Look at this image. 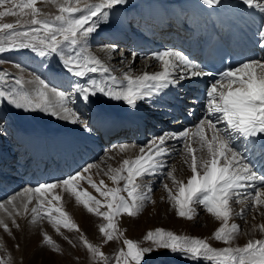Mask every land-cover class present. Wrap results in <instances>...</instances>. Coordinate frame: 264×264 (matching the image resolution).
<instances>
[{"label": "bare ground", "instance_id": "bare-ground-1", "mask_svg": "<svg viewBox=\"0 0 264 264\" xmlns=\"http://www.w3.org/2000/svg\"><path fill=\"white\" fill-rule=\"evenodd\" d=\"M85 1L88 4H85L86 6L98 4L99 2L103 3V0ZM261 2H264V0H261ZM207 5L203 0H127L126 4L116 7L115 11L105 8L108 15L100 17L99 27L87 39H82L79 47L83 49L84 56H95L103 65L109 68L110 75L116 77L115 85L110 81L109 74L102 71L89 72L83 77L69 73L62 63L66 58V53H64L65 57L63 58L56 53L50 54L44 60L37 58V62L33 67L40 75L39 80H44L46 84L48 82L46 92L52 104L59 108L60 100L56 93L63 92V90L55 88L56 86L68 89V91L63 92L67 97L64 103L79 119L78 122L73 123L72 120L76 116L69 114L61 113L56 116L52 115L51 111H25L5 103L0 105V107L3 106L0 108V116L6 120L3 135L0 136V141L3 143L2 148H0V157L6 158L5 160L8 163L5 164V162L0 161V174L3 172L2 169L9 172L4 177H0V204L4 206L0 210V220L1 217L7 215L9 217L25 205L29 206L28 210L31 206L36 207L41 199L40 194L25 191V189L36 188L38 183L45 181V178H48L47 181L52 180L54 182L69 172L71 175L81 172L84 177H90L102 190L117 187L124 189L125 182L123 180L117 183L112 179L117 174V170L124 167V160L131 163L141 155L147 156L151 142L165 133L175 131V126L177 130L173 133H179L184 129H188L190 133L195 132V125L198 119L201 118V108L205 104L204 85L211 82L203 76L186 79L178 85L170 86L163 92L156 93L152 97L137 101L135 108H132L126 102L123 103L122 100L117 101L103 94L94 97L95 104L91 106L88 102L82 100L80 94L75 90V85L86 86L90 81L95 80L100 87L118 88L120 81L126 83L125 73L135 77L142 75L144 72L152 74L162 71V62L154 59L153 54L166 51V49L161 47V41H155L156 39L151 38L152 34L140 33L145 28L138 25L137 19L140 20L141 17L148 16V21H161L167 16H169L168 18H178L179 15L184 13L185 20L190 21L187 22L186 26H192L191 22H195L196 17L202 22L203 14L205 17L209 16L201 10V7L207 8ZM208 6L212 15L211 23H215V18H227L229 13L238 15L241 22L245 24L243 26L246 28L244 42L247 47L254 53L262 50L264 39L261 38L259 33L264 29V12L258 8L247 6L243 0H220L218 4ZM194 13L197 15L194 16ZM175 20L179 21V19ZM131 24L136 25L134 31L131 29ZM189 29L194 30L193 28ZM236 36L239 37L240 34ZM112 41H115L113 45L110 44ZM121 45L128 46L121 47ZM171 50L177 51V49ZM133 54H136L135 59ZM183 55L189 58V52ZM189 59L196 63L195 59ZM256 59L264 63V57H256ZM111 60L114 63L118 60L122 63L123 69L113 68ZM176 63H179V61H176ZM178 73L179 69H177ZM227 84L228 81H221L220 90L227 91ZM33 86L34 88L29 89L21 84L19 90L28 91L31 95H35L37 90H43V86L41 85V88L39 83L33 82ZM237 86L233 85V87ZM52 89H56V93H53ZM183 101L187 104H183ZM73 105H75V108ZM142 105H145V107L141 108ZM167 106L171 109L169 110ZM181 107H184V109ZM188 110L189 112H187ZM211 118L216 123L215 117ZM169 120H174L175 125L169 128L172 132L167 131L168 124L171 125ZM154 122L158 123L157 126L153 124ZM137 126L140 127L141 132L137 131ZM217 127L225 128L226 122H218ZM134 128H136V131H134ZM125 129L129 134L128 137L123 135ZM44 130H47L52 136L50 143L46 140V144L50 146L53 158L58 156V159L56 162L51 160L42 169L35 171L34 162L28 158L27 148H21L15 139L27 135L34 142L36 137ZM206 131L210 138L211 130L206 129ZM116 135H123L118 139L117 145H114L117 147L114 149L109 148L110 150L105 158L97 161V156L102 147ZM147 136H151L152 139L150 141L144 139ZM189 142L190 146L196 149L198 170L202 173L201 157H207V149H201L198 138L192 135L189 137ZM262 144H264V139L259 136L244 138L235 134L231 144L233 150L238 152L245 159V162L250 164L257 175H264V149L261 148ZM121 145L126 147L121 150ZM165 148L169 154L160 158V161L166 162L163 167L172 172L177 182L187 183L193 173L191 172V156L184 148V142L177 139H166ZM141 149H144L143 153ZM7 151H9L10 157L3 156L4 152ZM57 152H59V155H55ZM15 161L16 163H13ZM88 165L92 167L88 171H84ZM79 166L83 168L78 170ZM161 170L156 173L158 175L162 172L165 173ZM121 174L127 175V172L123 171ZM170 179L171 181H167L165 184L172 189L173 194H176L178 185L173 182L171 177ZM157 180V177L153 175H142L136 177L135 183L140 186L138 191L147 192L149 184L153 185ZM101 181H103V184L100 183ZM255 184L258 188L264 189V184H261L260 181H255ZM20 185L23 186L21 190L17 189ZM61 185L62 190H64L62 183ZM77 187L78 191L83 192L86 190L97 200H100L102 202L100 210H107L104 206L106 204L105 197L101 196L88 183L87 179L78 180ZM54 189L46 191L43 199L48 201ZM8 190L18 191L13 194ZM8 194L13 196L9 200H3L2 197ZM61 195L67 199L76 197L71 190L66 188ZM120 195L127 198V191H121ZM253 195L254 190L248 187L240 196L239 202L235 197L230 200V217L227 224H225L222 219H218L207 212L205 207L199 203L192 206L194 209L192 219L181 217L178 215V209L174 201L169 198L168 191L165 188L156 193L151 191L150 200L139 201L140 210L137 215L130 216L127 213H121L119 216L114 217L113 223L116 227L114 231L110 230L114 237L112 241H108L104 233L100 231L101 226L108 222L104 217L89 212L83 203L77 208L70 207L71 210L68 209L66 213L68 218L78 226L76 233L81 235L80 244L82 248L75 252L79 257V263L77 264H93L97 260V254L89 250L84 240H87L100 252L104 253L103 257L99 256L104 259L110 251L113 252L122 248L126 251L125 239L133 238L143 247L154 246L151 241L145 240L144 237L149 231L154 232L156 229H164L180 237L204 239L216 249L239 248L246 246L249 241L264 240V229L260 228V225L264 224V206H253L251 200ZM4 201L8 202L9 206L4 205ZM241 209H244L242 215ZM33 216L34 214L30 212L25 217L29 221V224L24 222L27 226L18 220L12 221L11 224H14L12 229L18 231L19 229H16L17 225H20L21 229L29 228L31 225L29 219ZM233 223L239 227L237 231L232 233L230 241L224 242L215 239L214 233L216 230L223 226L226 231H229ZM55 226H57L56 223L50 222L45 228L51 229ZM115 243H118L119 246L116 247ZM144 264H215V261L160 249L149 254Z\"/></svg>", "mask_w": 264, "mask_h": 264}, {"label": "snow or ice", "instance_id": "snow-or-ice-1", "mask_svg": "<svg viewBox=\"0 0 264 264\" xmlns=\"http://www.w3.org/2000/svg\"><path fill=\"white\" fill-rule=\"evenodd\" d=\"M205 4H218L220 0H203ZM249 6L260 9L264 12V2L261 0H243ZM5 0H0V5H3ZM37 0H22L19 6L21 11L28 8L32 10L33 15L39 13V9L35 7ZM127 0H103L101 4L90 5L87 8V14L81 15L77 19L69 18L72 13L81 11L80 8L68 7L61 11L68 16L58 15L56 21H61L59 27L54 21H41L33 19V25L41 27H31L27 31L18 32L13 29L10 23L0 24V29L13 30L12 35L23 37L29 40V43H20L19 48H31L37 51L39 56L45 57L51 53L63 52V47H67L69 51L66 53V58L63 60V66L69 73L83 77L89 72L102 71L109 74L110 81L116 84V77L110 75L108 67L95 56H84L83 49L80 46L82 39L94 33L99 27L100 16H107L108 13L103 9H112L124 5ZM7 14L15 15L12 9H6L0 12V17ZM96 17V20H93ZM91 21V23H89ZM87 25V27H85ZM41 32L44 33L40 38ZM63 36L62 42L57 40V36ZM264 39V29L259 33ZM38 41V42H37ZM12 47H17L13 44ZM0 51H4L0 47ZM135 55L133 57L135 59ZM153 58L162 62L163 70L155 73L144 72L140 76L133 77L129 73H125V81L119 82V87H100L95 80L90 81L86 86L77 84L75 90L80 94L83 101L88 102L91 98L98 94H103L106 97L117 101H125L132 108L137 106V101L152 97L156 93L163 92L170 86L178 85L180 82L194 77L212 75L206 72L199 64L194 63L186 55L180 52L166 50L153 54ZM179 61V63H176ZM177 69L179 73L177 74ZM228 81L227 91L220 90L221 81ZM43 89H47V84L44 80L39 81ZM16 85H21L19 79L15 80ZM233 85H238L233 87ZM56 93V89H52ZM59 97V108L55 107L49 99L45 90H37L35 95H31L28 91H17L15 88L11 90H0V102H6L17 109L25 111H51L52 115L59 116L61 113L76 116L64 103L67 97L63 92L56 93ZM204 112L205 115L198 119L195 125V132L190 133L188 129H184L179 133H165L164 135L153 140L149 146V154L141 155L131 163L128 160L123 161L124 167L117 170V174L112 177L117 183L123 180L124 189L110 188L102 190L90 177H84L81 172H76L67 178L60 181L66 189L76 196V199L83 203L87 210L97 216L104 217L108 222L101 226L100 231L104 233L108 241L113 240V234L110 230H115L113 223L114 217L121 213H127L130 216H135L140 210L141 200H150L151 188L148 187L147 192L138 191L139 185L135 183L136 177L142 175H154L166 164L160 161V158L168 155V150L165 148L166 139H177L184 142V148L191 156V172L193 173L187 183L177 182L172 172H167V176L173 179V182L178 185L177 193L173 194L172 189L164 185L168 191L169 198L174 201L178 209V215L188 219L193 218V204L199 203L203 205L207 212L213 214L216 218L222 219L227 224L230 217L229 202L234 197L237 202L240 196L251 187L254 190V195L251 197L253 206H264V189L258 188L255 181H260L264 184V175H257V172L245 162V159L240 154L233 150L231 146L233 135L244 138H255L257 136L264 139V63L260 60L249 59L247 62H241L237 67H229L226 71H221L218 77L211 82L204 90ZM211 117H215L216 123ZM79 117L76 116L72 120L73 123L78 122ZM226 122L225 128L217 127V123ZM6 126V121L0 116V136L3 135V129ZM86 127V126H85ZM206 129L211 130L209 138ZM190 135L197 137L200 148L207 149V157H201L202 173L198 170L196 149L190 146ZM126 146L121 145V150ZM264 149V144L261 145ZM144 152V149H141ZM157 161V162H154ZM92 166L88 165L84 171H88ZM126 171L127 175H122L121 172ZM87 179L101 196L105 197L107 210L101 211L102 202L86 190L78 191L77 181ZM103 184V181L100 182ZM57 187V182L43 183L34 189H25V191H33L39 193L41 199L36 207L31 209L34 214L33 221L40 218L43 214L52 220L57 225H63L68 229H78L69 218L68 214L61 208H48L44 212L45 201L43 199L46 191H51ZM127 191V198L120 195L121 191ZM59 200V196H55ZM91 202V203H90ZM0 207H4L0 204ZM25 212L28 211L25 205ZM244 209H241V215ZM53 212L58 213L54 216ZM0 223H3L0 221ZM5 231L9 230L6 223L3 224ZM19 227V225H17ZM238 225L233 223L230 230L226 231L225 227H220L215 231L214 237L216 240L228 242L232 237V233L238 230ZM264 229V224L260 225ZM59 231V229H57ZM45 242L52 244L54 241L51 236L45 234ZM83 239V237H82ZM145 240L151 241L152 245L143 247L138 242L125 239L124 244L127 246L126 251L120 249L119 255L116 258V264H144L146 257L160 249H167L172 252H180L192 257H204L208 260L215 261V264H264V240L249 241L246 246L239 248H213L204 239L180 237L170 231L164 229H156L154 232L149 231L144 237ZM85 245L94 254L100 257L104 253L100 252L87 240H84Z\"/></svg>", "mask_w": 264, "mask_h": 264}, {"label": "rangeland", "instance_id": "rangeland-1", "mask_svg": "<svg viewBox=\"0 0 264 264\" xmlns=\"http://www.w3.org/2000/svg\"><path fill=\"white\" fill-rule=\"evenodd\" d=\"M21 4H22V0H5V3L3 5H0V12L5 11L6 9H12V11L15 12V15L7 14L5 16L0 17V24L10 23L13 25V29L18 32L27 31L31 27H41L40 25H33L32 24L33 19H39L41 21H54L56 23V26L59 27L62 22L56 21L55 19L56 16L58 15L68 16L67 13L61 11L63 8L76 7L81 9V11L79 12L72 13L71 16L69 17L71 19H77L81 15H86L88 8V6H86L88 4H86L85 0H37L35 7L39 9V13L34 16L31 9L25 8L23 9V11H21V8L19 7ZM98 4L101 3L99 2ZM102 11L105 12V9H103ZM94 19L96 20V17H93V20ZM89 23H91V21ZM85 27H87V25H85ZM12 31L13 30H9V29H0V47L4 48V51H0V90H11L15 88L17 91H20L19 90L20 85L15 84L16 79H19L23 86H27L29 89H32L34 88L33 82L39 83L40 81L39 80L40 75L38 74L37 70L34 69L33 66H35L37 62V58H42L44 60L47 59L49 55L45 57H41L39 56L37 51H33L31 48H19L18 45L20 43H29V40L23 37L13 36L11 34ZM43 35L44 33L41 32L40 38H42ZM57 40L62 42L61 46L63 47L64 44L63 36L58 35ZM114 42L115 41H112L110 42V44L113 45ZM13 44L17 45V47H12ZM68 51L69 49L67 47H63V52H56V54H58L59 57L63 58L65 57L64 53H67ZM110 62L113 63V65H111L113 68L123 69L122 63H120L118 60L115 63L112 62V60ZM7 80L9 81L6 82ZM55 88H58L59 90H63V92L68 91V89H64L58 86H56ZM43 90L47 91L46 89ZM3 103L9 105L6 102H0V105H2ZM88 103L91 106L94 105L95 98L94 99L91 98L90 101H88ZM123 103H125V101H123ZM74 104L76 105V103ZM75 105H73V107ZM143 107H145V105L141 106V108ZM181 108L184 109V107ZM187 112H189V110ZM204 115L205 112L203 106V108H201V118ZM173 121L174 120H170L171 124L174 125ZM173 125L168 124L167 131H171V129L169 128H171V126ZM176 130L177 129L175 126V131ZM117 139H120V137L114 136L112 140L109 142V144L104 146L103 150L101 149V153L99 154L97 161L102 158L104 159L110 149H114L117 147L114 146L118 142ZM147 139L148 141H150L152 137H148ZM161 169L165 171V173L162 172L163 176L162 174L160 175H158L157 173L154 174L153 176L157 177L158 180L153 185L149 184L151 191L153 193L159 192V190L164 189L165 183L167 181H171L170 177L167 176V172H169V170H167V168L166 167L164 168L163 166L159 170ZM67 174H70V172ZM70 175L64 177L67 178ZM64 177L63 179H65ZM63 179L61 178L57 181H54L57 182V188H55L54 191L50 194V198L48 201L44 199L45 213L47 212L48 208L59 207L64 212H66L68 211V209H70V207L77 208L79 207V205H81V202L78 201L76 197L69 199L62 197L61 193L65 191V187L63 186L64 190H62V185L60 181H62ZM43 183H48V182L42 181L38 183L37 187ZM19 187L17 189L19 190L23 189V186L20 185ZM17 191L18 190L9 191V192L14 194ZM12 196H13L12 194H10V196L8 194L2 197V199L9 200ZM55 196H59L60 199L59 200L55 199L54 198ZM8 204H9L8 202L4 201V205L9 206ZM28 208L29 206H27V209ZM32 208L33 206H31V208L27 212H25L24 210L25 207H21L19 210H17L14 214L10 215L9 217H7L8 215L6 217H1L2 219L0 221H2L3 223H0V264H68V263L77 264L79 263L78 262L79 257L75 252L78 251L79 248H82V245L80 244L81 235H78L76 233L77 229H68L63 227V225H57V224H56L57 226L51 229H46L45 226L48 225V223L53 222L47 217L46 214H43L40 218L36 219L35 221H32L33 218H30L29 220L31 222V225L29 228L32 227L31 229H29L28 227H26L27 229L26 228L21 229L20 225H19L20 228L19 227L16 228L17 230L19 229L18 231L12 229L14 225L11 224L12 221L14 222L18 220L21 223H23V225H26L25 223L29 224L28 219L25 217L31 212ZM53 215L56 216L58 215V213L53 212ZM4 223L8 225L9 227L8 231H5L3 227ZM57 229H59V231H57ZM45 234L51 236L54 243L52 244L46 243L44 239ZM131 240H133V238ZM115 245L116 247L119 246L118 243H115ZM119 252L120 250L113 252L110 251L104 259H101L99 255H97V260L93 264H105V263L116 264V258L119 255Z\"/></svg>", "mask_w": 264, "mask_h": 264}]
</instances>
